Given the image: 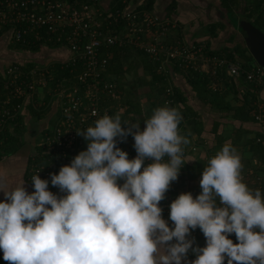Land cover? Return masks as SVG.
Returning <instances> with one entry per match:
<instances>
[{"label": "clouds", "instance_id": "9594fccd", "mask_svg": "<svg viewBox=\"0 0 264 264\" xmlns=\"http://www.w3.org/2000/svg\"><path fill=\"white\" fill-rule=\"evenodd\" d=\"M181 113L159 107L140 123L103 115L76 132L87 142L70 165L4 191L0 250L9 264H264V195L242 180L231 144L203 168L195 198L181 193L163 218L160 202L187 162L189 140L178 131ZM122 125H124L122 127ZM131 135L137 155L118 147ZM147 161V163H146ZM143 169V170H141ZM199 228L206 246H195ZM235 234L237 243L229 238ZM175 239V242L173 240ZM196 257L188 260V253Z\"/></svg>", "mask_w": 264, "mask_h": 264}, {"label": "built area", "instance_id": "2783aa9c", "mask_svg": "<svg viewBox=\"0 0 264 264\" xmlns=\"http://www.w3.org/2000/svg\"><path fill=\"white\" fill-rule=\"evenodd\" d=\"M129 2L126 0L122 6L103 9L101 0H0V31L12 33L16 42L66 49V58L58 63L70 67L75 73L73 80L68 82L70 84L65 82L67 77L61 78L56 89L59 117L52 128L42 133L36 144L38 159L29 171L30 180L42 169L39 175L49 181L50 191L59 192L51 185L50 173L58 174L63 165H70L80 151L87 149V142L76 132L94 126V122L105 114L113 117L118 114L123 121L127 106L119 103L122 95L110 71L114 49L131 47L143 51L159 71L171 73L167 69L173 64L188 72L196 71L218 78V71L224 69L232 77L245 75L248 82L264 87V67L255 64L246 70L227 57L207 54L202 46L191 47L182 40L167 43L166 36L172 29L170 20L149 11L130 9ZM53 64L45 67L37 64L29 71L11 62L0 67V145L8 130L17 126L18 116L27 102L35 101L40 106L37 91L46 86L47 81L54 82ZM211 85L217 89L218 84L212 82ZM167 94L169 97L165 104L172 101L170 85ZM46 105L47 102L42 104ZM255 118L264 123L262 103ZM257 141L262 139L257 138ZM133 145L126 139V142H118L117 146L128 153L129 159H133L137 155ZM189 148L197 150L196 145ZM261 164L262 172L256 174L255 184L243 177L242 180L250 189H254L253 183L264 195V163ZM177 181L171 183L161 205L162 216L170 227L173 226L169 219L171 202L181 193L191 192L195 198L201 192L187 180L183 181L184 184ZM192 237L195 238V247L203 233L197 228L191 232L189 238ZM229 238L234 243L238 242L235 234Z\"/></svg>", "mask_w": 264, "mask_h": 264}, {"label": "trees", "instance_id": "16d2710c", "mask_svg": "<svg viewBox=\"0 0 264 264\" xmlns=\"http://www.w3.org/2000/svg\"><path fill=\"white\" fill-rule=\"evenodd\" d=\"M116 1L119 3H116ZM210 4L207 8L201 7L203 10H211L216 11V14L218 17H220V20L216 22H211L208 26L210 29L209 37L212 39H219L225 40V43H227L226 46H222L218 49H212L210 46L206 47L207 53L209 55H221L224 57H227L228 59L232 61L238 62L243 69H250L251 67V58L254 60L252 55L250 54L244 37L242 35V30L240 27V21L243 19H246L259 28L262 29V26H264V10L262 9L263 6V0H210ZM122 0H114V6L122 5ZM156 0H143V3L140 5H136L133 7L134 9H138L140 11H149L152 12L154 10ZM112 6V5H111ZM238 28H237V20ZM218 29H222L218 31ZM175 30V29H173ZM0 31V36L4 32ZM172 31V29H171ZM12 45L9 47L12 51L9 50H2L0 52V66L3 67L6 61H9L11 63H16L20 65L24 71H29L32 68L35 67L38 63H41V57L44 59L51 58L52 54L51 52H47L49 49L56 50V56L53 55V68L51 69L54 71V82L53 86H60L61 84V78L67 77L68 80L65 81L66 83L71 82L74 76V72H71L70 67H63V65H60L58 61L56 60L58 49L54 46H47L43 47L41 44L33 45V44H27V43H20L13 41ZM230 44H233V47H229ZM200 46V45H199ZM130 48V47H129ZM17 51V56L13 51ZM129 49L126 47L123 50L121 49H114L113 51V57H112V63L110 66V71L114 72V70L119 73L121 69L120 65V58L122 54L126 53ZM140 51V50H139ZM140 53L144 56L145 54L143 51H140ZM249 53V54H248ZM238 54V58L236 56ZM6 55V56H5ZM5 57V59H3ZM147 60L144 68L150 74L152 75V84L159 83V89L160 92L157 95V102L159 103H153L151 108V114L148 118L151 117L153 114V111L156 108L159 107H174L176 108L182 115V120L180 121V124L178 125V131L181 135L186 136L189 142L192 140L190 137L192 134H196L198 138H201L203 134V129L201 125L200 119H198V115L192 110V107L187 102V95L184 91L183 85H173V82H171V87L173 90L172 96L170 98L172 101L169 104H165L166 99L169 97L167 94V88L170 77V73H167L166 71H159L157 65L153 63L150 59ZM255 61V60H254ZM256 62V61H255ZM115 63V64H113ZM63 67V68H61ZM112 67H115L113 69ZM167 70H172V73L175 74V76L178 78L176 80H182L183 78L186 79V81L192 86V88L200 92L201 94L205 95V100L209 101L212 104L213 109H218L220 111H223L226 113L225 117L233 119L234 121L238 122V128L236 131L235 138L233 137L232 142L230 143L233 147L240 150V147L242 146V140L244 139L245 135L251 134V133H257L261 134L260 132H257V128H254V126H258L259 122L256 120L255 116L258 113L259 110V104L264 103V87L256 85L255 83L248 82L246 80L245 75H241L238 77H230L226 75V70L222 69L218 71V74L226 77V84L229 86V90L235 95L236 98H238V102L240 103L238 105H232L230 102L226 101L224 99V94L218 89L214 90L210 87L213 78L215 76H211L209 74H200L196 71H185L184 69L180 68L178 65H170V69L168 67ZM183 77V78H182ZM70 84V83H68ZM121 86V85H119ZM118 86V87H119ZM220 86V85H219ZM120 88V87H119ZM242 88V89H241ZM121 90V89H120ZM243 90V92L241 91ZM263 95V97H262ZM241 96V97H240ZM50 99V100H49ZM47 105L46 106H38L36 105L35 101L27 102L26 108H27V115H31L34 120L41 121L42 119L48 118V114L52 111H50L51 103H52V97H47L46 99ZM37 101V100H36ZM51 101V102H50ZM49 104V106H48ZM162 104V105H158ZM125 105L127 106L126 114L123 116V121H131L134 122V119H136V116H142L143 110L141 103L137 100H133L132 98L125 101ZM55 110L53 111V113ZM23 116H20L17 120V126L22 124L23 122ZM147 118V119H148ZM50 117L48 118V120ZM48 120H46L48 122ZM43 123V122H42ZM187 125L191 126V129L189 130L187 128ZM216 127V130L218 128ZM41 126V125H39ZM124 125H122L123 127ZM145 126V125H142ZM140 126V127H142ZM9 134V133H8ZM19 132L11 134L7 140L6 143L3 145H0V156L2 153L5 154H13L17 152L19 149H21L24 145V141L20 137H18ZM257 135V136H259ZM260 137V136H259ZM129 140H134L131 135L127 137ZM218 142L220 145H217L215 147L214 151H219L225 143H227V138L220 137L218 138ZM134 143V142H133ZM247 145H249V151L253 153L256 158H259L264 163V144L263 142H257V137L248 140L246 142ZM245 145V144H244ZM215 155V154H214ZM213 155V156H214ZM212 156V157H213ZM211 157V158H212ZM45 159H47V156H44ZM40 159V158H39ZM187 174L189 178L194 179V168L190 165H184L179 172L180 176H183ZM252 188L257 189L255 185H252ZM201 191V190H200ZM63 195V194H62Z\"/></svg>", "mask_w": 264, "mask_h": 264}, {"label": "crops", "instance_id": "0c3cea01", "mask_svg": "<svg viewBox=\"0 0 264 264\" xmlns=\"http://www.w3.org/2000/svg\"><path fill=\"white\" fill-rule=\"evenodd\" d=\"M125 1L126 0H122V5ZM129 1L130 6L128 7L130 9H134L133 7L143 3V0ZM113 2L114 0H101L100 5H102L103 9H108L114 5ZM210 2V0H156L152 13L158 15L162 19L170 20L172 30L175 29L173 33L174 35H177L179 40H182L191 47H197L200 45L205 49V52L207 53V46H210V48L212 49H218L222 46L227 45V43H225V40H221V38L217 40L209 37L210 29L208 25L211 22L220 20V17H218L216 11H214L215 9L213 11H205L201 8H207ZM116 3H119V1H116ZM220 30L222 29H218V31ZM12 43H14L12 39V33L4 31L0 36V52L2 50H9L11 52L12 50L9 47L12 45ZM229 47H233V44H230ZM13 52L17 56V51L15 50ZM51 54L52 56H56L55 52H51ZM3 59H5V57H3ZM170 72V75L172 77H170L168 84L171 85V82H173L174 86H184V91L187 95V102L192 107V110L199 116L198 119H200L203 129L201 138H198L196 134H192V136L190 137V139L192 140V144H190L189 142L187 145H182V147L184 148V159L186 162L188 161L184 165L193 166L195 178L190 179L189 176L185 174L183 176L178 175V180H187V182H189L192 187H197L200 190V179L203 168L207 166L208 160L218 152L214 151V148L217 147V145H220L218 142V138L221 135V137L227 138V143L230 144L233 137L235 138L237 134L235 130L238 128V122L225 117V112L218 109H213L212 104L209 101L205 100L204 94L200 95V92L195 91L183 77L182 80H176L178 78V75L176 77L175 74L172 73V70ZM226 75L230 76L227 72ZM212 82H214V84H218L216 85L217 89L219 88V90L224 94V99L226 101L230 102L232 105H238L240 103V101L238 102V98H236L235 95L229 90V86L226 84V77H223L221 73L220 75H218V78H213ZM241 91L243 92V90ZM262 104L264 105V103ZM50 115H52V113L48 114V118L50 117ZM20 116L24 117L22 124L19 123L20 125L8 130V132L6 133V137L3 139V142L1 144L3 145L4 143H6L9 139L8 137L11 134L16 133L17 131L19 132L18 135L20 136L21 130L23 131V137L21 139L25 140V143L23 147L17 152L9 155L2 153V155L0 156V187H2L4 191H8L14 188L21 181H25V188L29 193H31L34 191V188L28 176L32 165L36 162V159H38L36 157L38 148L36 147L37 143H35L30 133H35V130L39 129L42 134L45 130H47L49 128L46 121L48 120V118L46 117L45 119H42L41 122L43 123H41V126H39L37 122L40 121L34 120V118H32L29 114L27 115L26 106L23 109L22 113H20L18 118ZM217 124L219 125L216 130ZM187 128L190 130L191 126L187 125ZM254 128H257L256 131L260 132L261 134L259 135L254 132L245 135L244 139L242 140V144L244 146L243 148L246 151V155L248 154L247 156L251 158L250 161L253 162L254 160L255 163H263L262 160L256 158V156H254L253 153L249 151V145L246 144L248 140H251L254 137L261 138L264 144V123L259 122L258 126H254ZM257 135H259L260 137ZM194 145H198L196 151H192L189 148ZM236 149L238 151V147ZM238 152H241V150H239ZM260 169L261 168L259 167L258 170H255V173H258ZM51 192L58 195L63 194L54 191ZM3 201L4 193L0 191V202ZM162 201L160 202V206L162 205ZM200 242V247L206 246L204 235L203 239ZM195 259L196 257L191 253V251H189L188 260L191 261ZM0 264H9V262L3 259L2 250H0Z\"/></svg>", "mask_w": 264, "mask_h": 264}, {"label": "rangeland", "instance_id": "374dc122", "mask_svg": "<svg viewBox=\"0 0 264 264\" xmlns=\"http://www.w3.org/2000/svg\"><path fill=\"white\" fill-rule=\"evenodd\" d=\"M264 9V8H262ZM237 20V18H235ZM238 23L239 21L237 20V28H238ZM262 30L264 31V26H262ZM174 30L170 31L167 34V43H175L178 39L177 35H174ZM185 43V42H183ZM187 44V43H185ZM47 47V46H45ZM58 49L57 52V57L55 61H61L63 59L66 58V49L64 48H56ZM129 50L122 54L120 60V65L122 66L119 73H117L115 70L114 72H111V77L113 78V80L116 82V84L120 87V92H121V99L119 100V103H121L122 105H125V101L132 98L133 100H137L141 103L142 106V116H136V119H134V122L140 123V126L144 125V120H146L149 115L151 114V108H152V104L153 103H159L157 102V95L160 92L159 89V83H154L152 81V75L150 74V72H148L147 70H145L144 66L147 62L146 59H150V57H148L147 55H145L146 57H144L139 50L135 49V48H128ZM47 52H55L56 50L54 49H49ZM65 55V56H64ZM237 58H238V54H236ZM41 63H38V65L45 67L46 65H52L53 63V58L51 59H46V58H42L41 57ZM152 61V60H151ZM7 63V62H6ZM115 64V63H113ZM257 64L252 58H251V65H255ZM173 66V64H172ZM113 69H115V67H112ZM53 82H48L47 81V85L43 86L42 88H39V90L37 91L38 94V104L42 105L44 102H46L47 97H49L48 95H50L52 97V103H51V107H50V113H52V115H50V119L48 120V127L52 128L56 122L57 119L59 117V113H57V107H58V100H57V94H56V89L58 88V86H53L52 85ZM168 84V82H167ZM169 85V84H168ZM50 98V97H49ZM50 100V99H49ZM50 101V102H51ZM158 105H162V104H158ZM49 106V104H48ZM55 110L54 114L53 111ZM122 111V110H121ZM41 121L37 122L38 125H41ZM142 127H140V130L142 131ZM33 140L35 141V143H38L41 139V131H39V129L35 130V133H30ZM20 138L23 137V131H20ZM130 143H133L134 140H129ZM194 143V142H193ZM190 144H192V142H190ZM198 146V145H197ZM243 146V145H242ZM241 152H238V154L241 157V164H242V169H241V176L243 177V179H247L248 180H252L251 182H256L257 178L255 177L257 173H255V170H258L259 167L262 166V164L260 162L255 163L254 160L253 162L250 161L251 158L249 156L246 155V151L244 150L243 147H240ZM239 151V150H238ZM252 163V164H251ZM262 170L260 169L259 173L261 174ZM177 183L180 184H184L183 181L179 182L177 181ZM191 185V184H190ZM253 185V184H252ZM197 188V187H196ZM200 190H202L200 188ZM203 239V238H202ZM199 239L197 240V244L196 245H201V240Z\"/></svg>", "mask_w": 264, "mask_h": 264}, {"label": "water", "instance_id": "95a60500", "mask_svg": "<svg viewBox=\"0 0 264 264\" xmlns=\"http://www.w3.org/2000/svg\"><path fill=\"white\" fill-rule=\"evenodd\" d=\"M240 27L250 54L258 65L264 67V31L246 19L240 21Z\"/></svg>", "mask_w": 264, "mask_h": 264}]
</instances>
